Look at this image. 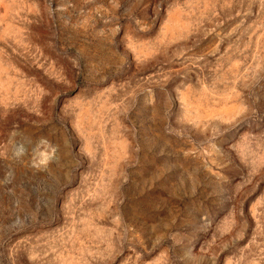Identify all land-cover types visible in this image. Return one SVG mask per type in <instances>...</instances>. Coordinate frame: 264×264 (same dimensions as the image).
Wrapping results in <instances>:
<instances>
[{"label":"rangeland","instance_id":"374dc122","mask_svg":"<svg viewBox=\"0 0 264 264\" xmlns=\"http://www.w3.org/2000/svg\"><path fill=\"white\" fill-rule=\"evenodd\" d=\"M0 264H264V0H0Z\"/></svg>","mask_w":264,"mask_h":264}]
</instances>
